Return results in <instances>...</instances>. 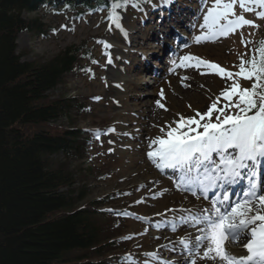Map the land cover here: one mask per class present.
Here are the masks:
<instances>
[{
	"label": "rangeland",
	"instance_id": "obj_1",
	"mask_svg": "<svg viewBox=\"0 0 264 264\" xmlns=\"http://www.w3.org/2000/svg\"><path fill=\"white\" fill-rule=\"evenodd\" d=\"M174 1L178 2L177 5L183 2L172 0L171 4ZM195 1L196 16L201 15L197 25L187 30L181 24L175 25L188 40L185 54L178 59H187L189 63L178 66L175 61L171 72H181L179 74L187 79L180 84L176 73L171 74L173 77L168 92L173 99H162V111L156 112L149 126L146 125L148 113L140 112L143 106L138 107V103L148 102L149 107L157 98L155 92L158 89L167 90V86L164 82L141 85L138 75L141 72H136L134 63L129 66L126 63V60L130 61V55L138 59L135 50L146 47V36H151L150 30L146 29V21L137 19L133 11L125 13L117 7L112 14L104 12L87 17H76L60 10L23 13L26 19H38L46 28L45 33L24 31L18 34L17 53L23 60H49L69 47L83 48L93 58V63L81 61L80 65L86 70L67 74L64 81L49 92L50 99L67 97L73 100L70 103L80 105L81 109L72 108L69 115L48 123L46 128L59 132L75 128L82 131V138L94 139L92 143L85 144L86 152L82 151L78 157L58 154L51 157V162L72 174L71 188L76 194L84 193L76 208L86 207L96 211L98 225L106 230L110 241H114L115 248L103 256L111 263L117 261L116 257L123 258L126 254L133 264H150L151 254L159 250L168 252L169 249H159L162 236H156V229L149 226L150 220L173 212L178 204H187L181 201L178 192L163 184L166 182L154 179L157 172L150 160V150L144 146L145 142H153L154 137L161 133L158 126L174 128L186 119L192 120L201 115L200 120L185 128L187 134L194 133L188 140L180 141L187 143L195 136L216 130L215 125L234 129L241 123H248V118L235 116L241 113L240 108L245 106L243 96L250 92L255 81L250 67L261 59L258 51H264V0ZM146 11L147 7L142 14ZM237 16L248 20L239 32L211 37L217 33L214 30L219 22ZM127 40L130 45L126 44ZM118 56L123 59L118 60ZM171 72L163 73L161 80H165ZM108 82L113 87L108 86ZM111 87L113 90L108 91ZM262 115L264 109L249 118L259 119ZM259 122H254L256 125L253 127L250 124L244 130L234 131L230 136L241 138L245 132L246 135H256L262 128ZM208 126L213 128L203 130ZM119 130L122 133L126 131V134H121ZM96 132H100L99 138L95 137ZM173 135L174 132L168 133L165 138ZM180 192L185 193L184 190ZM117 212L127 218L116 216ZM213 253L225 262L222 247ZM171 254L177 256V253ZM204 257L193 264L206 263ZM157 262H160L158 256ZM187 262L185 259L184 264Z\"/></svg>",
	"mask_w": 264,
	"mask_h": 264
},
{
	"label": "trees",
	"instance_id": "obj_2",
	"mask_svg": "<svg viewBox=\"0 0 264 264\" xmlns=\"http://www.w3.org/2000/svg\"><path fill=\"white\" fill-rule=\"evenodd\" d=\"M46 1L61 11L90 14L150 0ZM41 2L0 0V264H109L103 256L115 246L96 211L76 208L84 193L76 194L72 174L51 162L58 154L81 155L82 136L75 128H46L75 106L47 93L79 67L82 50L69 47L38 62L17 53L20 32H46L38 19L23 15L44 8ZM257 71L264 91V55Z\"/></svg>",
	"mask_w": 264,
	"mask_h": 264
},
{
	"label": "bare ground",
	"instance_id": "obj_3",
	"mask_svg": "<svg viewBox=\"0 0 264 264\" xmlns=\"http://www.w3.org/2000/svg\"><path fill=\"white\" fill-rule=\"evenodd\" d=\"M42 2V4H43V6H45L43 9H41V10H46V11H48V10H54V11H57V10H59V9H56V8H53V7H51V5L49 4V2H47L46 0H41ZM40 11V10H39ZM38 11V12H39ZM81 11H83L84 13L85 12H88V9H83V10H81ZM96 11H98V10H96ZM95 12V11H94ZM69 17H67V19H68ZM72 18H74V17H72ZM70 19V18H69ZM168 33L169 34H172V32L171 31H168ZM167 38V37H166ZM126 44L127 45H130V41L129 40H127V42H126ZM16 46H17V44H16ZM124 54H122V56H123ZM122 56H118V60H122L123 58H122ZM143 64H145V62H143ZM145 66L146 67H149V65L146 63L145 64ZM178 75H179V73H177L176 74V79H177V81H178ZM169 78L171 79L172 78V75L171 76H169ZM185 78H187V77H185ZM145 82V81H144ZM168 83V84H167ZM171 83H172V81L171 80H166V81H164V84H166V86H167V90H166V93H165V98H167L168 100H171V99H173V97L171 96V95H169V88H170V85H171ZM107 85L108 86H110V85H112L111 83H107ZM112 87H113V85H112ZM109 88L108 89V91H112L113 90V88ZM176 89H177V92L179 91V88L178 87H176ZM52 90H54V89H50L49 91H48V95H49V92H51ZM144 93H152V92H149V91H147V92H145L144 91ZM156 93V95H157V98L155 99V101H152L151 102V104H150V106L148 107L147 105H148V102L147 103H138L139 104V106L138 107H141V106H143L140 110H142V111H140V112H145V113H148V120L150 121V124L152 123V121H153V119H154V115L156 114V112L157 113H159L161 110H162V108L161 107H157V105H156V102H160L163 98H164V95H162V94H160L159 92H155ZM135 95H137L136 93H134ZM134 97H136V96H134ZM246 100H247V102L248 103H250L251 101H257L258 100V98H254V97H251V96H247L246 97ZM135 105V104H134ZM74 107H76V108H80L81 109V106L80 105H75ZM200 118H201V115H199L198 114V116L197 117H195L194 119H192V120H189V119H186L185 121H183L184 123L183 124H178L176 127H174V128H169L168 126H164V125H159L158 126V130H159V133H160V129H161V133L157 136L160 140H162V139H164L165 137H166V135L168 134V133H171V132H174V136L173 137H175L177 134H183V133H185V131L183 130V129H185L186 127H187V125H189V124H191V123H193V122H196V121H198V120H200ZM121 127V126H120ZM127 128V127H126ZM157 133V132H156ZM158 134V133H157ZM248 145H247V148L249 149V150H252V151H250V153L252 152V154H256V155H258L259 157H260V162H264V155H263V153H262V147L264 146V145H262L261 143H259L258 141H254V135L253 134H250L248 137ZM143 145H144V143H142ZM172 145V144H171ZM170 145V146H171ZM147 147H148V145H147V143H146V149H147ZM242 149H240L239 151H241ZM243 151V150H242ZM249 153V154H250ZM231 155H234V154H231ZM255 157V156H254ZM180 158L181 157H179V156H177V155H173L172 157H167L166 159H164L163 160V166H166L167 165V162H171L172 164V166H173V164L174 165H176L177 166V168L178 169H182V167H183V165H181L180 163H178V161H180ZM255 162V161H254ZM254 164H256V163H254ZM197 171H195V175L196 176H194V177H192L191 178V180L193 181V182H198V180L201 178L200 176H197ZM254 174H256V173H254ZM260 174H261V176L262 177H264V175L260 172ZM247 183H248V181H247ZM247 183H245V184H247ZM187 186H188V184H187ZM173 187V186H172ZM195 189V188H194ZM221 192L219 191L218 192V194H220ZM188 195L187 196H185V201H189V200H193L194 201V198L192 199V198H189L188 199ZM220 204H222V203H220ZM199 205H207V202H205V201H200L199 202ZM212 208H213V206H212ZM209 212H212V210H209ZM216 214H218L217 212H216ZM214 216H215V213H214ZM207 240L209 241L208 243H207V246L210 248V249H212L213 251L218 247V246H220V245H222V246H224L225 245V247L226 248H228V251H230L229 253H231L233 256H235L236 258H242V256H244L245 255V253L244 254H242L243 252H240V251H237V252H234L232 249H229V244L228 243H226V236L219 230V228H217V227H215V228H209L208 229V231H207ZM233 252V253H232ZM212 261H215V264H228V262L227 263H222L221 262V260L219 259V256H216V257H210L209 259H208V261L207 262H212ZM109 264H115L114 262L113 263H111V262H109Z\"/></svg>",
	"mask_w": 264,
	"mask_h": 264
}]
</instances>
